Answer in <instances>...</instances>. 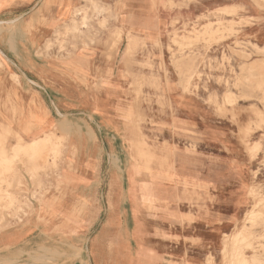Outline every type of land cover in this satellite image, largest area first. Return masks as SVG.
<instances>
[{"label": "rangeland", "instance_id": "obj_1", "mask_svg": "<svg viewBox=\"0 0 264 264\" xmlns=\"http://www.w3.org/2000/svg\"><path fill=\"white\" fill-rule=\"evenodd\" d=\"M70 1L71 7L85 5ZM97 1L108 11L98 16L88 10L81 38L60 34L64 49L52 34L62 28L61 0L48 7L45 0H4L0 8V158L5 153L12 166L0 167V187L8 182L16 191L0 201V225L21 214L29 196L60 192L61 171L75 168L78 156L68 151L70 140L75 132H91L97 155L87 185L95 187L91 205L101 210L87 227L86 264H92L88 250L98 236L108 261L115 235L134 223L131 234L142 235L140 225L148 233L164 212L173 215L167 208L178 205L187 217L209 197L220 206L246 197L247 205L238 222L215 230L220 241L205 264H264V88L256 85L264 83V53L253 48H264V0ZM126 3L136 10L131 29ZM49 38L55 43L46 55L40 39ZM252 66L255 82L248 83ZM22 94L38 96L57 122L51 124L64 125L51 131L40 164L12 158L26 134L13 111L28 99ZM113 158L119 182L112 192ZM206 179L213 187L208 198L201 188ZM133 251L131 258L146 259L140 245ZM70 258L76 261L78 252Z\"/></svg>", "mask_w": 264, "mask_h": 264}, {"label": "crops", "instance_id": "obj_2", "mask_svg": "<svg viewBox=\"0 0 264 264\" xmlns=\"http://www.w3.org/2000/svg\"><path fill=\"white\" fill-rule=\"evenodd\" d=\"M122 1L128 2V0ZM148 1L155 3L160 0ZM125 7L124 19L127 21V28L131 29L134 27L136 10L127 3ZM22 96L28 98H25L26 102L22 104L33 106L38 112L45 109L48 120L57 124L53 121L51 110L38 99V96L32 95L31 98L29 95L22 94ZM53 127L54 125H34L32 132L22 134L26 137L20 138L22 144L18 146H25L33 140L42 139V135L53 131ZM9 145L16 144L11 142ZM69 147L68 151H76L78 156L75 168L61 171L63 180L59 188L60 192L51 189L41 199H33L29 196L24 211L19 213L16 219L5 223V226L0 225V264H86L87 227L95 224L93 220L100 215L101 210L95 202L91 205L95 187L87 185L91 184L89 181L95 177L90 166L95 164L97 148L93 140L85 143L76 137L70 140ZM115 152L112 153L116 154ZM9 188L0 187L1 198L3 195L16 197V191ZM201 188L205 190L207 198L213 191L207 179ZM87 196L90 198L88 202ZM20 199L22 200L21 196ZM162 203L163 201L161 205ZM215 204L210 197L205 202L195 203V208L187 217L177 212L178 205L167 208L166 210H173V215H166L164 212L161 215V223L157 227H152L148 233H145L142 225L139 224L143 233L138 237L131 234L134 223L129 232L115 235L112 241V254L108 261L102 257L104 240L98 236L89 247L88 259L92 260V264H137L138 260L130 256L138 244L143 247L145 264H205L208 254L214 253V242L220 241L219 235L216 236L217 234L214 233L215 230L220 231L224 226L238 222L247 200L246 197H240L235 203L226 206L216 204V207ZM225 209L229 210V213L219 212ZM92 245L95 247L93 254ZM77 252V260L71 262V254ZM50 259L52 262H49Z\"/></svg>", "mask_w": 264, "mask_h": 264}, {"label": "bare ground", "instance_id": "obj_3", "mask_svg": "<svg viewBox=\"0 0 264 264\" xmlns=\"http://www.w3.org/2000/svg\"><path fill=\"white\" fill-rule=\"evenodd\" d=\"M59 0H45V6L46 7H48V6H50V5H54L56 2H58ZM62 1V16L64 17V19H62L63 20V23H62V28H60V29H56V30H54L53 31V35L56 37V41H58L57 43H59V45H58V49H64V45L62 44V39H60V36L61 35H63V34H65L66 35V33H71V34H73V39H78V38H81L83 35H84V31H83V28H86V29H88V20H89V16L87 15V11L88 10H90L91 11V13L93 14V13H95V14H102V13H104L105 11H108V9H107V4H104V3H100V2H98L97 0H84L85 1V5H81L80 7H78V6H74V7H71V1L70 0H61ZM258 1V0H257ZM261 2H262V0H261ZM3 3H4V0H0V8L3 6ZM111 12V11H110ZM99 16V15H98ZM102 17V16H101ZM100 18V17H99ZM66 20V21H65ZM97 23V22H96ZM106 23V22H105ZM104 24V21L103 20H99L98 21V25H103ZM2 25V24H1ZM7 27V26H6ZM7 29V28H6ZM61 34V35H60ZM64 35V36H65ZM7 37V36H6ZM72 39V40H73ZM55 40V39H54ZM9 41V40H8ZM40 43H42V46H41V49H42V51L47 55L48 54V52L51 50V48L53 47V45H54V41H53V38H49V39H40ZM90 41V40H89ZM92 42V41H91ZM10 44V43H9ZM36 45V44H35ZM248 45H250V44H248ZM82 47V46H81ZM91 47V46H90ZM253 48L255 49V50H257L256 52H258V51H262V53H264V48H260V47H258V46H256V44L255 45H253ZM93 49V48H92ZM243 53V52H242ZM34 55V54H33ZM248 56V55H247ZM61 57H66L65 55H62ZM256 64V63H255ZM262 64V63H261ZM264 64V63H263ZM262 64V65H263ZM3 62H1L0 61V68L2 67L3 68ZM256 66V65H255ZM260 67V66H259ZM262 68V67H261ZM249 69V73L247 74V76H245V81H247L248 83H250V82H255V74L254 75H252V73H250L251 72V70H253L254 69V67L252 66V67H250V68H248ZM264 69V68H263ZM264 71V70H263ZM264 74V73H263ZM254 76V77H253ZM16 78V77H15ZM263 81V80H262ZM18 82V81H17ZM142 82V81H141ZM236 84V83H235ZM256 85H258V86H260L261 88H264V83L263 82H261V81H259V82H257L256 83ZM259 87V88H260ZM258 91V90H257ZM226 100V99H225ZM33 102V101H32ZM225 102H227V101H225ZM234 103V102H233ZM228 104H229V102H228ZM230 105V104H229ZM14 108L15 109H13V111H15L16 113H17V117H18V125H25V127H24V132H29L30 131V129H32L33 127H34V125H53V124H51V122H50V120H48V118H47V114H46V112L44 111V110H42V111H40L41 113H42V115H38V110H36L33 106H26V105H24V104H20L19 102L18 103H15L14 104ZM219 109V108H218ZM44 111V112H43ZM64 118V117H63ZM63 118H62V121H63ZM62 123V122H61ZM64 123H65V121H64ZM7 124H9V123H7ZM60 124V123H59ZM63 124V123H62ZM62 126H64V125H54V127H53V130H59L60 131V129L59 128H61ZM254 126V125H253ZM7 127H9V126H7ZM90 133V132H89ZM51 134H52V132H47V133H45L44 134V136H43V138L42 139H37V140H33V141H31V142H29L27 145H20V146H17L16 148H15V153H14V156L12 157L13 159L14 158H20V157H24V158H27V161L31 164V161L33 160H36V162L38 163V161H37V156H38V154H39V156H40V151H42L43 150V145L45 144V143H47V142H49V141H51L50 139H51ZM59 135V134H58ZM60 135H62V134H60ZM79 133H77V132H75V137H76V139H78V140H80V141H82V142H85V143H87V142H90L91 141V137L89 136V138H90V140H87L84 136H83V134L82 135H80ZM55 137V136H54ZM61 138V137H60ZM55 139V138H54ZM57 139V138H56ZM56 139H55V141H56ZM59 139V138H58ZM57 139V140H58ZM60 140V139H59ZM53 143V142H52ZM50 145H52V144H50ZM57 145V144H56ZM132 145V144H131ZM55 146V145H54ZM46 146H44V148H45ZM57 147H58V145H57ZM56 147V148H57ZM61 147V146H60ZM60 147H58V148H60ZM48 148L49 149H51V147H47V150H48ZM55 149V148H54ZM53 149V150H54ZM143 149V148H142ZM58 150H60V149H58ZM43 151H45V149L43 150ZM42 151V152H43ZM51 151V150H50ZM49 152V151H48ZM48 152H47V155H48ZM55 152V151H54ZM61 152V151H60ZM143 153L145 152V150L143 149V151H142ZM45 153H46V151H45ZM52 154V153H51ZM43 156L45 155L44 154V152H43V154H42ZM41 155V156H42ZM53 155V154H52ZM56 155V154H55ZM38 156V157H39ZM47 157V156H46ZM45 157V158H46ZM48 158V157H47ZM49 159V158H48ZM51 159H53V158H51ZM24 160V159H23ZM39 160V159H38ZM47 160V159H46ZM61 160V159H60ZM40 161V160H39ZM53 161V160H52ZM43 161H41V163H42ZM47 162V161H46ZM43 163H45V162H43ZM42 163V164H43ZM53 164H55L54 162H52ZM8 165V167L10 168V167H12L11 166V160L9 159V158H7L6 156H5V153H2V157L0 158V167H3V165ZM14 164V163H13ZM38 164H40V163H38ZM59 166V165H58ZM28 167V166H27ZM51 167H53V165L51 166ZM50 167V168H51ZM29 169H31V167H29ZM32 169H34V168H32ZM31 169V170H32ZM59 169V168H58ZM25 170V169H24ZM46 170V169H45ZM55 170H56V168H55ZM12 171H13V169H12ZM2 172V171H1ZM29 172V171H28ZM31 173V172H30ZM20 174V173H19ZM32 174V173H31ZM36 174V173H35ZM59 174V173H58ZM3 175V174H2ZM54 175H56V173L54 174ZM110 190L113 192L114 191V189L115 188H117L118 187V184L116 185V183H117V181L119 182V175L117 174V167H116V165H115V159L113 158L112 159V163H111V168H110ZM34 176H36V175H34ZM32 176H30V178H31ZM58 177H59V175H58ZM129 177V176H128ZM29 178V179H30ZM19 180V179H18ZM31 180V179H30ZM130 180V179H129ZM15 181H16V179H15ZM1 182H2V180H1ZM3 182H5L4 180H3ZM19 182V181H18ZM33 182V181H32ZM7 183V186L9 185V183L8 182H6ZM5 183V184H6ZM17 184V183H16ZM33 184H35V183H33ZM18 185V184H17ZM19 185H20V183H19ZM48 191V190H47ZM22 192V191H21ZM1 193V192H0ZM23 194V193H22ZM109 196L111 195V192L108 194ZM39 196V195H38ZM5 198L6 199V197L5 196H2V198ZM33 197V196H32ZM40 197V196H39ZM38 197V198H39ZM1 197H0V201H1V199H2ZM8 198V197H7ZM22 198V197H21ZM36 199V198H35ZM15 200V199H14ZM21 200V199H20ZM130 200L132 201V198H131V196H130ZM16 201V200H15ZM2 202V201H1ZM6 202H8V201H6ZM9 202H12V200L11 201H9ZM21 202H22V200H21ZM26 202V201H25ZM28 203H29V200H28ZM1 204V203H0ZM25 204V203H24ZM14 205V204H13ZM16 205V204H15ZM14 205V206H15ZM134 205V204H133ZM133 205H132V207H133ZM1 206H4V205H2L1 204ZM8 205L6 204V207H7ZM39 206V205H38ZM5 207V206H4ZM4 207H2V208H4ZM113 208V206H111V204H110V208ZM9 208V207H8ZM111 208V209H112ZM10 209V208H9ZM9 209H7V210H9ZM133 209H134V207H133ZM132 209V210H133ZM11 210V209H10ZM15 210V209H14ZM17 210V209H16ZM21 210V209H20ZM136 211V210H135ZM1 213V212H0ZM130 213V212H129ZM2 214V213H1ZM0 214V215H1ZM16 215V214H15ZM16 217V216H15ZM17 218V217H16ZM15 218V219H16ZM14 219V218H13ZM18 221H20L19 219H17ZM16 222V221H15ZM14 223V222H13ZM111 224V221H109V225ZM5 226V225H4ZM244 235V234H243ZM249 236V235H248ZM247 238H249V237H247ZM247 240V239H246ZM252 246V245H251ZM140 253V256H143V255H145L144 253H143V251H139ZM225 253H227V252H225ZM225 253L224 254H222V255H225ZM243 254V253H242ZM244 255V254H243ZM226 256V255H225ZM224 256V257H225ZM236 256V255H235ZM134 257V256H133ZM144 257V256H143ZM209 258V257H208ZM222 258H223V256H222ZM143 259V258H142ZM142 259H140L139 260V262H138V264H145L144 263V260H142ZM241 259V258H240ZM210 260V259H209ZM195 262V261H194ZM209 262V261H208ZM207 262V263H208ZM240 262V261H239ZM206 263V262H205ZM236 263V262H235ZM248 263V262H247ZM252 263V262H251ZM239 264V263H238Z\"/></svg>", "mask_w": 264, "mask_h": 264}]
</instances>
